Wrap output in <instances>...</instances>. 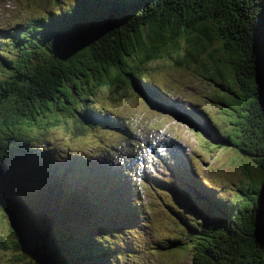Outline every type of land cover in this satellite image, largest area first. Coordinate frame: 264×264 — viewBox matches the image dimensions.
Masks as SVG:
<instances>
[{
  "label": "trees",
  "instance_id": "1",
  "mask_svg": "<svg viewBox=\"0 0 264 264\" xmlns=\"http://www.w3.org/2000/svg\"><path fill=\"white\" fill-rule=\"evenodd\" d=\"M49 1L57 8L48 11V7H44L40 16L33 13L30 21L23 25L0 31V134L11 130L15 116L21 119L24 115L31 121H25L30 124L26 130L37 129V134L44 136L53 127L67 131L73 123L76 128L88 127L93 131L106 127L95 121L96 109L92 104L99 100L100 93H105L113 105L129 97L128 84L119 87V76L132 87L134 78L139 81L150 78L147 79V83L151 84L149 87L164 103L167 98L153 83L151 70L158 61L170 59L215 83L225 79V75L229 76L232 71L235 83L237 80L246 82L236 90L232 80L228 79L227 84L222 83L218 89L220 92L212 96L222 108L224 119L234 123V127L220 131L210 121L202 122V118L200 124L213 128L220 135L225 134V140L220 138L218 141L220 146L238 151H258L264 158V111L257 100L258 85L255 81L258 79L264 83V0H108L109 9L101 5L105 0H72L75 5L70 7L64 2L68 0ZM119 3L122 5L117 9ZM92 13H101V16H92ZM99 24L102 27L96 29ZM49 47L53 52L47 51ZM64 56L69 58L62 62ZM134 89L139 97L138 88L134 86ZM262 89L264 98V84ZM12 104L16 109L20 108V114L12 109ZM166 109L184 112L177 105ZM71 110L73 113L69 115ZM48 123L53 126L49 127ZM117 131L127 135L122 129ZM26 136L34 137L28 132ZM9 149L5 148L1 153L5 157L1 158V163L7 171L8 180L26 197L25 205H28L29 212L36 214L35 218L43 219L42 224L51 225L48 233L50 241L61 257L56 259L49 254L30 258L23 255L27 252L23 243L25 240L15 236L14 225L8 229L1 226L2 231H6V238L2 237L3 250L16 254L17 261L23 264L26 261L27 264H71L75 259L79 260L84 254L75 259L71 256L65 234L72 221L88 223L86 205L82 199L75 197L72 200L71 196H67L70 190L62 187L63 179L53 176L56 167L50 172L48 165L34 158L28 166L30 169L21 172L11 166L13 159ZM87 150L61 149V153L56 151L59 159L53 154L50 156L56 165L59 160L64 174L100 173L93 166V157L97 153ZM20 153L17 154L16 165L27 159ZM65 154L67 156L63 159L67 163L60 159ZM241 158L238 165L250 181L249 187H236L234 197L228 202L222 193L224 189L213 191V196L219 198L215 204L218 212L210 207L206 199L208 205L197 208L201 213L193 221L188 223L184 216L177 219L183 237L156 241L151 246V255L161 250H188L192 264H264V253H252L248 239L253 227L252 211L256 207L255 192L259 191L258 186H261L264 176V160L262 167L256 169L251 162L245 163ZM92 196L96 198L100 210L110 209L118 213L123 209L131 212V208H136L134 201L108 203ZM1 209L5 210L6 206L0 201ZM58 209L64 219L57 215ZM222 212L226 213L222 216ZM214 214L220 216L215 217ZM125 218L100 219L98 215L93 218L92 224L94 229L101 230V237L107 232L102 228L107 221L121 225L112 231H123V236L131 235L130 232L139 234L125 224ZM61 248L65 251L62 252ZM109 254L110 249L107 248L106 254L102 253L103 261L104 256L110 257ZM86 264L92 263L89 261Z\"/></svg>",
  "mask_w": 264,
  "mask_h": 264
},
{
  "label": "rangeland",
  "instance_id": "2",
  "mask_svg": "<svg viewBox=\"0 0 264 264\" xmlns=\"http://www.w3.org/2000/svg\"><path fill=\"white\" fill-rule=\"evenodd\" d=\"M107 1H102L101 5L109 9L110 5L107 4ZM64 2L67 7L75 5L72 0ZM121 5V3L116 5L117 9ZM53 6H55L53 2H48V0H0V31L11 30L16 28V26L23 25V23L30 21L33 13H37L40 16L44 7H48V11L57 8ZM92 16H101V13L99 15L92 13ZM96 26V29L102 27L100 24ZM90 27L92 28V26ZM47 51L53 52L51 47ZM172 53L178 54L177 52ZM60 55L64 54L60 52ZM67 58L64 56L62 62H64L63 60L66 61ZM67 64L70 66L69 62ZM151 72L153 73V83L158 88L165 87L164 94L173 104L182 105V110L190 109L185 107L187 104L197 103L202 107L201 110L204 114L209 113L214 117L215 123L210 121V124L218 128V130L224 131L229 127H234V123L224 119L222 108L213 101L212 97L220 92L218 89L222 83L227 84L226 81L228 79L232 80V86L236 90L240 86L246 85V82L240 83L238 80L235 83L233 71L232 74L229 73V76L225 75V79L222 78L221 81L215 83L206 79L202 74L184 69L180 64L173 63L170 59H163L158 61ZM262 76L264 77V74ZM147 79L150 78H143L141 81L134 78L132 87L119 76V87L123 88L128 84L130 95L127 93V97H129L118 105L110 104L109 97L105 93L99 94V100H95L92 104V107L96 109L94 114L96 117L93 114L91 115L96 122H101L106 127L93 131L88 127L76 128L73 123L70 124L67 131L53 127L47 130L44 133L46 136H44L43 134L38 135L37 132L39 131L37 129L35 131L30 130L31 132L26 130L30 124L25 121H31L27 119V115H24L21 119L15 116L11 130L0 134V161H2L1 158H5L1 154L2 151L9 147L10 156L13 159L11 166L21 172L22 170H28V166H30L34 158L39 159L43 165H48L50 172L51 168L56 167L55 173L52 172L53 176L63 179L62 187L70 190L67 196H71L72 200L75 197L82 199V202L86 205L85 215L88 223L78 224L69 220L71 225L65 234L69 241L68 247L72 251L71 256L75 259L79 255L84 254L79 260L75 259L71 264H86L89 261L92 264H108V255L104 256V261L102 257V253L106 254L107 248L110 249V257L108 256L111 259L110 264H131L130 259H128L129 248L125 246L126 242H135L142 251H145V243L151 237L160 241L169 240L171 237L182 238L184 234L179 229L180 222L177 219L180 216H184L186 218L184 220L189 223L201 212L197 209L195 202L190 201L191 197L186 200H180L172 193L159 191L160 187L170 190H179L180 187H195L193 194L196 200H199V198L205 200L207 199L206 196L212 195L211 190L217 187H224L222 193L225 194L224 197L227 198L226 201L228 202L234 197L236 187H249L250 183L238 165L239 158L242 157L239 154L247 156L241 158L244 159L245 163L249 164L251 162L256 166V169L262 167L264 158L260 154L261 152L243 148V150L238 151L234 148L220 146L218 141L220 138L225 140L224 133L220 132V135L213 128H207L202 125L205 129L203 132L190 127L187 121H183L178 117L147 108L148 104L145 102L146 94L141 90L145 92L151 90V93L155 94L149 87L151 84L147 83ZM134 86L138 88L139 97L135 92ZM16 97H18V94ZM100 102L102 105L95 106V103L99 104ZM15 104H12V109L17 110L16 113L20 114V108L16 109ZM88 106L90 107L91 104H88ZM73 108L76 107L73 106ZM71 111L68 113L69 115L73 113V110ZM189 112L194 118L192 111ZM112 116L114 118H111ZM110 119L119 122L122 130L127 135H122L117 130H113ZM48 126L52 127L53 124L48 123ZM27 132L34 137L26 136ZM162 134L166 135L169 144H173L172 148L162 151L161 147L155 146L153 153H151L146 143L151 141L155 144L156 142L152 137ZM61 149H65V151L88 149L87 151L96 152L97 155L93 157V160L100 161L101 165L108 168L111 172L106 171L103 174L88 173L86 175L73 174L72 172L64 174V171H58L59 160L56 165L53 162V157L50 156L52 151L61 153ZM231 149L233 150L231 151ZM19 151L21 152L20 155L26 156L27 159L16 165ZM168 151L169 153L167 154ZM250 157L253 158L249 160ZM57 159L59 158L57 157ZM138 168H140V172ZM115 171L122 172L116 173ZM3 174L6 176V182L0 186V201L6 202L9 205V210L8 212L0 210V264H23V262L17 261L16 254L3 250L1 245L2 237L6 238V231L3 232L1 226L8 229L12 225L15 226V236L17 235V237H22L25 240L23 243L27 252L23 253V255L26 254L30 258H39L40 255L46 256L50 254L54 258L60 259L61 256L53 248L48 234L49 229L52 228L51 225L42 224L43 219H37L35 218L36 214L29 212L28 205H25V202H27L26 197L13 188L12 183L8 180L6 169H3ZM58 174H62V176L59 177ZM110 176L114 178L113 183L107 181ZM66 177L71 180L67 181L70 182L68 185L65 184L67 179L64 180V178ZM102 177L105 179H102ZM153 177L157 178L153 179ZM95 178L99 179L92 187H87L86 183H82V181L86 180L88 182L89 179ZM118 179L122 180L120 184ZM183 180H189L190 185H186ZM149 184L152 185L151 189L147 188ZM85 192L89 194H84ZM116 192H119L124 198L118 197ZM153 192L158 193L166 203L173 205V207L162 204ZM92 195L108 203L124 204L134 201L145 213V218L140 221V225L149 230L140 228L139 234L123 237V231L121 233L112 231V229L119 228L121 225H113L107 221L102 226L103 231L107 232L103 233L104 237H101V230L93 228V218L99 215L100 219H112L129 216L130 213L126 209L118 213H114L110 209L102 208L100 210L97 208L96 198ZM255 202L257 203V198ZM223 210L226 211V208L223 207ZM10 211L11 217L9 216ZM225 213L222 212V216ZM57 215L61 219L65 218L64 215L59 213V209ZM214 215L215 217L220 216V214ZM101 239H104L105 242H102ZM248 239L251 243L250 249L252 253L256 255L264 253V248L257 242V237L253 234V227ZM104 243L107 245L104 246ZM61 247L63 246L61 245ZM91 247L93 248L92 251ZM63 248H61L62 252L65 251ZM187 248L190 247L188 246ZM57 251L61 253L59 249ZM148 264H192L191 253L188 250L157 251V254L150 256Z\"/></svg>",
  "mask_w": 264,
  "mask_h": 264
},
{
  "label": "water",
  "instance_id": "3",
  "mask_svg": "<svg viewBox=\"0 0 264 264\" xmlns=\"http://www.w3.org/2000/svg\"><path fill=\"white\" fill-rule=\"evenodd\" d=\"M257 78V76H256ZM257 83L256 90L258 89V95L257 100L259 102V105H261L263 111H264V98H263V84L258 79L255 80ZM257 104V103H256ZM257 104V107H259V112L261 113V108ZM181 120H183L181 117H178ZM187 120L186 118H184ZM184 121V120H183ZM189 122V121H188ZM192 123V122H189ZM256 167V166H255ZM260 168V167H258ZM3 165L0 161V186L3 185L6 182V176L3 174ZM255 195L257 196V203L256 207H254L252 213H254V219H252V226H253V234L257 237V242L261 244V246L264 248V176L263 180L260 186L259 191L255 192ZM4 202V201H1ZM5 203L6 211L9 210V205ZM9 216L11 217V211L9 212Z\"/></svg>",
  "mask_w": 264,
  "mask_h": 264
},
{
  "label": "bare ground",
  "instance_id": "4",
  "mask_svg": "<svg viewBox=\"0 0 264 264\" xmlns=\"http://www.w3.org/2000/svg\"><path fill=\"white\" fill-rule=\"evenodd\" d=\"M150 91V93H151V90H149ZM163 101V100H162ZM228 101V100H227ZM229 103H231V102H229ZM192 111V113L194 114V118H192V116L190 115V118L191 119H197L198 120V122H201V116L200 115H197V114H195L194 112H193V110H190V109H184V111ZM188 111V112H189ZM189 114H190V112H189ZM109 117V116H108ZM111 118H114V116H112ZM158 142H164V143H167L168 142V140H165V138L163 139L162 137H158ZM153 147V146H152ZM52 154L54 155V156H56L57 157V154H56V151H52ZM67 155L65 154L64 156H62V158L60 157V159L61 160H63V163H67V161H66V159H63L64 157H66ZM93 161V160H92ZM110 164V163H109ZM60 168V169H59ZM28 169H30V168H28ZM61 170V164L59 165V167H58V171H60ZM67 180L65 181V184L66 185H68V184H70V182H67V181H71L70 179H68V178H66ZM98 179L99 178H95V179H89V181L88 182H86V180L85 181H82V183L84 184V183H86L87 185V187H92L93 185H95V183L98 181ZM102 179H105L104 177H102ZM73 182H76L75 180H72ZM118 182H119V184L121 183V181L118 179ZM77 183H80V182H77ZM109 183H111V182H109ZM117 193V196L118 197H120V198H124L119 192H116ZM214 194H212L211 195V197L212 198H210V196H206L207 197V199L209 200V202H210V207L213 209V210H215V204H216V202H218L219 201V198L218 197H215V196H213ZM208 200H203L202 198H199V200H196L195 198H191L190 199V201L191 202H195L194 204L196 205V207L197 208H199V209H202L203 208V206L204 205H208ZM218 204V203H217ZM132 209V212L133 213H135L136 211H138L139 213H142V211L139 209V207L137 206V208H131ZM216 211V210H215Z\"/></svg>",
  "mask_w": 264,
  "mask_h": 264
}]
</instances>
